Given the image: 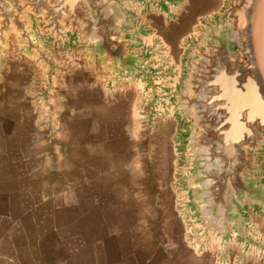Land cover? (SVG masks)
I'll return each instance as SVG.
<instances>
[{
	"label": "crops",
	"instance_id": "1",
	"mask_svg": "<svg viewBox=\"0 0 264 264\" xmlns=\"http://www.w3.org/2000/svg\"><path fill=\"white\" fill-rule=\"evenodd\" d=\"M116 1L145 74L115 77L38 30L52 71L15 35L0 53V264H264L257 205L237 206L241 231L207 223L175 103L231 0Z\"/></svg>",
	"mask_w": 264,
	"mask_h": 264
},
{
	"label": "water",
	"instance_id": "2",
	"mask_svg": "<svg viewBox=\"0 0 264 264\" xmlns=\"http://www.w3.org/2000/svg\"><path fill=\"white\" fill-rule=\"evenodd\" d=\"M222 15L227 26L211 27L193 46L184 89L176 94L182 118H189L186 148L197 170L190 180L207 223L242 230L237 206L264 211V0H231ZM36 28L52 44H86L115 77L142 73L141 58L130 55L135 28L116 0H0V53L15 35L22 54L52 67L31 39Z\"/></svg>",
	"mask_w": 264,
	"mask_h": 264
},
{
	"label": "rangeland",
	"instance_id": "3",
	"mask_svg": "<svg viewBox=\"0 0 264 264\" xmlns=\"http://www.w3.org/2000/svg\"><path fill=\"white\" fill-rule=\"evenodd\" d=\"M36 24H37V20L36 19H34V25H33V27H32V30L34 31V32H37V28H36ZM261 160V159H260ZM258 178V176L256 177V179ZM257 181H258V183H262V182H260L259 181V179H257ZM263 184V183H262Z\"/></svg>",
	"mask_w": 264,
	"mask_h": 264
}]
</instances>
